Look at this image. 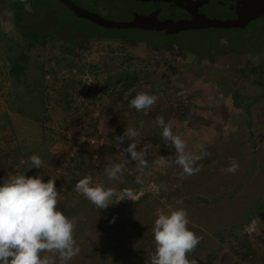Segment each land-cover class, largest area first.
<instances>
[{
	"label": "rangeland",
	"instance_id": "obj_1",
	"mask_svg": "<svg viewBox=\"0 0 264 264\" xmlns=\"http://www.w3.org/2000/svg\"><path fill=\"white\" fill-rule=\"evenodd\" d=\"M75 1L117 21L154 8L139 0ZM40 2L63 11L53 0ZM158 6L168 16L180 13ZM202 10L220 19L229 13L217 0ZM44 14L33 18L43 29L79 40L89 30L92 34L80 43L50 41L24 48L30 56L28 72L15 80L8 74L7 57L13 54L4 37L13 31L11 0H0V184L15 174L55 180L57 208L74 224L80 248L68 264H151L157 210L169 208L185 209L189 230L200 238L189 260L264 264V101L248 110L233 103L237 94L252 99L262 93L264 49L248 50L254 49V22L264 16L243 29L210 27L166 35L106 29L84 19L75 20L81 28L70 27ZM24 24L28 31L31 22ZM142 91L157 99L137 111L130 101ZM158 116L172 123L186 152L202 157L194 165L198 173L187 175L175 163V148L162 138ZM129 127L140 133L134 138L137 151L150 146L143 175L122 152L130 141L117 139ZM162 148L171 154L162 156ZM33 154L43 161L41 169L31 164ZM232 158L239 168L225 174ZM113 163L124 165L115 181L105 174ZM85 175L118 193L132 189L134 201L97 209L75 190ZM138 176L142 184L136 183Z\"/></svg>",
	"mask_w": 264,
	"mask_h": 264
},
{
	"label": "clouds",
	"instance_id": "obj_2",
	"mask_svg": "<svg viewBox=\"0 0 264 264\" xmlns=\"http://www.w3.org/2000/svg\"><path fill=\"white\" fill-rule=\"evenodd\" d=\"M21 3H24L25 11H31L27 0H21ZM156 99L155 95L142 91L131 99L130 107L142 111L151 107ZM156 124L162 130V138L175 148V163L187 175L198 173L200 168L194 165L202 157L185 151V141L179 134L173 133L170 121L166 123L163 116H158ZM139 135L137 129L129 127L117 139L120 144L125 139L130 141L122 152L136 162L143 175L144 168L148 166L145 154L150 146L137 151L134 138ZM29 159L35 169L43 166L38 155L33 154ZM238 168V162L232 158L230 166L223 171L225 174H235ZM123 169V164L113 163L105 168V174L110 180H119ZM136 183H143L140 176ZM75 190L97 209H107L109 205L125 199L133 200L132 189L125 188L118 193L115 188L94 183L90 175L79 179L75 183ZM58 198L55 180L50 178L45 182L40 174H15L3 180L0 184V264H57V260L59 264H68L79 254L80 248L74 239V224L57 208ZM114 221L115 217L110 223ZM188 224L185 209L157 210L152 229L155 251L151 264H197L196 260L188 259V254L196 248L200 238L189 230Z\"/></svg>",
	"mask_w": 264,
	"mask_h": 264
},
{
	"label": "trees",
	"instance_id": "obj_3",
	"mask_svg": "<svg viewBox=\"0 0 264 264\" xmlns=\"http://www.w3.org/2000/svg\"><path fill=\"white\" fill-rule=\"evenodd\" d=\"M27 3L31 5V11H25V5L24 3H21V0H11V22L13 25V31L11 33L7 32V34L4 35V37L7 38L9 42L8 52L13 54V56L7 57V60L10 62L8 74L15 80H18L21 76L26 75L28 72L27 68L29 67L30 56L26 54V49H30L33 45L43 46L50 41L59 43L60 41L66 40L70 43H80L82 39H64L52 30L43 29L42 26L36 23V20L33 19L35 16L38 17L40 16L39 13L45 12L46 14H44L43 16L47 15V13H50L51 15L55 14L59 19L64 16L63 13H61L60 11H54L52 7H48V4L41 3L40 0H27ZM28 21L31 22V25L27 26L29 30L26 31L24 23ZM254 23L256 26L251 30V33L255 35L253 41L254 49L248 50L249 53H257L264 49V21L259 20L255 21ZM90 31L91 30H89V33L85 35L83 39H86L89 35L92 34ZM110 34H108V36H110ZM112 34L123 37L122 39L129 37L133 39V36L131 35L119 33ZM179 46L184 47V44H180ZM207 49L209 48L207 47ZM126 77L131 79V75L129 74L126 75ZM126 84L127 83L125 82L124 86ZM239 97L240 96H238V94L233 97L234 106L238 108L242 107L245 110H248L250 105L255 103L256 101H264V80L262 85V93L258 97H252V99H250L249 97H240L241 102L238 101ZM160 152L162 156H168L171 154V152L166 148H162ZM251 214L253 215L254 212ZM261 217L263 218L264 214H262ZM102 252L110 254L112 251L110 249H103Z\"/></svg>",
	"mask_w": 264,
	"mask_h": 264
},
{
	"label": "water",
	"instance_id": "obj_4",
	"mask_svg": "<svg viewBox=\"0 0 264 264\" xmlns=\"http://www.w3.org/2000/svg\"><path fill=\"white\" fill-rule=\"evenodd\" d=\"M58 1L73 10L77 16L86 18L102 28L155 30L163 31L166 35H172L192 29H207L210 27L243 29L251 21L264 16V0H221L235 13L234 17L226 19L216 17L210 18L206 14L199 12L198 6H202L207 0H174L176 4L181 6H187L189 2V4H193V7H183L191 13L190 17L177 19L175 21L172 19L159 20L157 18L159 9L148 15H134L129 21L110 20L80 8L71 0ZM196 3L198 5H196Z\"/></svg>",
	"mask_w": 264,
	"mask_h": 264
},
{
	"label": "flooded vegetation",
	"instance_id": "obj_5",
	"mask_svg": "<svg viewBox=\"0 0 264 264\" xmlns=\"http://www.w3.org/2000/svg\"><path fill=\"white\" fill-rule=\"evenodd\" d=\"M53 1H55L56 3H58V4H60L62 7H60L63 11L61 12V13H63V17L62 18H59L58 19V23L60 24V25H68V26H70V27H72V26H76V23H75V20H77V19H84V20H86V21H88V22H91V21H89V20H87L86 18H82V17H79V16H77L76 14H75V12L73 11V10H71V9H69L68 7H66L64 4H62L61 2H59L58 0H53ZM71 1H73L77 6H79L80 8H82V9H84V10H87V11H89V12H92V13H95V14H98V15H100L101 17H103V18H107V19H109L108 17H105L104 15H102V13H101V11H98L97 10V8H92V7H85V6H83V5H81V4H78L75 0H71ZM139 1H141V0H139ZM197 1V0H196ZM141 2H143V3H152L153 5H154V8L153 9H151V10H149V11H147V12H144L142 15H148L149 13H151V12H153V11H155V10H157V9H159L158 7V5L159 4H164V5H167L168 7H176V8H178V9H180V13L178 14V15H170V16H168V15H166V14H162L161 13V11L159 10V12L157 13V18L159 19V20H164V19H172V20H177V19H183V18H187V17H190L191 16V13L188 11V10H186L185 8H183V7H193V4L191 3V4H187V6H181V5H178V4H176L175 3V1L174 0H146V1H141ZM211 2V0H207V2H205V3H203V5L202 6H198L199 7V12H201V13H204V11L202 10L203 9V7H205V6H207L209 3ZM217 3H219V4H221V5H223L224 7H227L225 4H224V2H222L221 0H217ZM196 5H198L197 3H196ZM195 7V6H194ZM228 8V7H227ZM229 9V8H228ZM205 14V13H204ZM54 15V17H56V15L55 14H53ZM207 15V14H206ZM208 16V15H207ZM235 16V13L233 12V10H231V9H229V13L228 14H226L225 15V17L224 18H222V19H226V18H232V17H234ZM209 17V16H208ZM64 18V19H63ZM66 18V19H65ZM133 18V17H132ZM132 18H129L128 20H126V21H129V20H131ZM210 18H212V17H210ZM217 18V17H216ZM91 23H93V22H91ZM95 24V23H94ZM59 25V26H60ZM95 25H97V24H95ZM98 26V25H97ZM81 28L80 26H76V28ZM83 29V28H82ZM126 30V29H125ZM132 30H135V29H132ZM139 30H143V29H139ZM143 31H152V30H143ZM161 32H163V31H161ZM62 38H64V39H70V37H63V36H61ZM85 37V36H84ZM81 38H83V37H81ZM76 39V38H75Z\"/></svg>",
	"mask_w": 264,
	"mask_h": 264
},
{
	"label": "crops",
	"instance_id": "obj_6",
	"mask_svg": "<svg viewBox=\"0 0 264 264\" xmlns=\"http://www.w3.org/2000/svg\"><path fill=\"white\" fill-rule=\"evenodd\" d=\"M1 123V122H0Z\"/></svg>",
	"mask_w": 264,
	"mask_h": 264
}]
</instances>
